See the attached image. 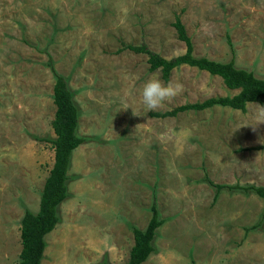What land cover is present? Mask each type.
Masks as SVG:
<instances>
[{
  "label": "rangeland",
  "instance_id": "374dc122",
  "mask_svg": "<svg viewBox=\"0 0 264 264\" xmlns=\"http://www.w3.org/2000/svg\"><path fill=\"white\" fill-rule=\"evenodd\" d=\"M176 17L195 57L234 58L264 79V0H0V264H18L20 219L38 211L53 164L51 144L37 140L54 138L49 58L87 141L71 154L41 264H124L131 227L145 228L152 204L163 223L142 264H264V200L208 183L264 188V124L247 126L257 103L156 117L237 90L185 65L164 80L146 54L124 48L183 54ZM153 75L184 90L145 114Z\"/></svg>",
  "mask_w": 264,
  "mask_h": 264
},
{
  "label": "trees",
  "instance_id": "16d2710c",
  "mask_svg": "<svg viewBox=\"0 0 264 264\" xmlns=\"http://www.w3.org/2000/svg\"><path fill=\"white\" fill-rule=\"evenodd\" d=\"M173 27L176 30L178 39L183 41L186 46L185 52L181 55L165 59L151 52L145 45L125 46L124 48L136 53L146 54L149 70L158 69L164 80L169 78L174 68L185 65L204 71L209 75L218 76L226 88L237 90V93L232 96L208 98L202 102L186 104L163 114L155 113L154 116L170 117L186 110L202 111L214 106L229 107L244 112L247 103L264 105V79L256 77L250 71L235 67L234 58H231L228 62H217L206 57H195L192 53L191 42L186 36L184 27L178 17H176ZM47 67L54 79L51 96L52 103L55 106V113L51 122L54 138L37 140L51 144L54 158L40 194L38 211L25 210L20 219L21 249L18 264H41L46 247L45 236L57 225L59 221L58 206L68 196L66 182L68 180L67 171L71 154L77 147L87 141L86 137L79 136L77 133L79 112L67 78L56 72L50 58ZM208 183L217 191L241 189L246 192L251 191L264 200V188L260 186L248 185L241 188L239 186L216 185L210 181ZM150 210L151 217L144 229L131 227L133 245L124 264H142L154 251L153 240L156 230L162 225L163 220L159 218L155 204L151 205ZM262 217L264 218V206Z\"/></svg>",
  "mask_w": 264,
  "mask_h": 264
},
{
  "label": "clouds",
  "instance_id": "9594fccd",
  "mask_svg": "<svg viewBox=\"0 0 264 264\" xmlns=\"http://www.w3.org/2000/svg\"><path fill=\"white\" fill-rule=\"evenodd\" d=\"M184 90L183 84L180 82H168L165 84L158 76L153 75L144 84L142 89V103L145 114L159 109L165 102H170L176 96L180 95ZM130 94V93H128ZM257 110L255 114V125L251 126L256 131L260 124H264V105L256 104ZM133 115L138 116L133 112Z\"/></svg>",
  "mask_w": 264,
  "mask_h": 264
}]
</instances>
